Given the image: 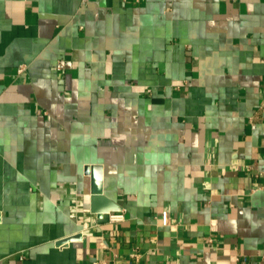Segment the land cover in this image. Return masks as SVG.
<instances>
[{"label":"crops","instance_id":"1","mask_svg":"<svg viewBox=\"0 0 264 264\" xmlns=\"http://www.w3.org/2000/svg\"><path fill=\"white\" fill-rule=\"evenodd\" d=\"M263 171L264 0H0V264H264Z\"/></svg>","mask_w":264,"mask_h":264},{"label":"water","instance_id":"2","mask_svg":"<svg viewBox=\"0 0 264 264\" xmlns=\"http://www.w3.org/2000/svg\"><path fill=\"white\" fill-rule=\"evenodd\" d=\"M92 170L93 172V189L91 196V212L99 218L111 212H120L122 207L104 196L103 194V178L100 167L92 169L86 168V172ZM80 236L67 238L57 244V246L66 245L69 242L80 240Z\"/></svg>","mask_w":264,"mask_h":264},{"label":"built area","instance_id":"3","mask_svg":"<svg viewBox=\"0 0 264 264\" xmlns=\"http://www.w3.org/2000/svg\"><path fill=\"white\" fill-rule=\"evenodd\" d=\"M65 67H66V61L60 60L57 64L56 68L59 72H62V71H64ZM262 178L264 180V171L262 172ZM262 189L264 190V184L262 186ZM107 216H108V221L111 224L120 223V222H123L125 220L124 213L121 211L120 212H111V213L107 214ZM163 218H164L165 224H167L169 221V216L167 214H164Z\"/></svg>","mask_w":264,"mask_h":264}]
</instances>
